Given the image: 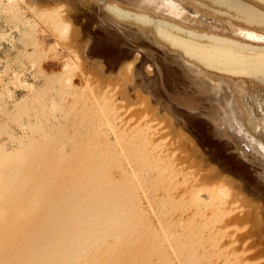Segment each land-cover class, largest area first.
<instances>
[{
  "label": "rangeland",
  "instance_id": "374dc122",
  "mask_svg": "<svg viewBox=\"0 0 264 264\" xmlns=\"http://www.w3.org/2000/svg\"><path fill=\"white\" fill-rule=\"evenodd\" d=\"M255 1L0 0V264H264Z\"/></svg>",
  "mask_w": 264,
  "mask_h": 264
},
{
  "label": "bare ground",
  "instance_id": "6f19581e",
  "mask_svg": "<svg viewBox=\"0 0 264 264\" xmlns=\"http://www.w3.org/2000/svg\"><path fill=\"white\" fill-rule=\"evenodd\" d=\"M251 1L256 3L255 0H251ZM139 2H140V0H139ZM148 4H150V3H148ZM237 4H239V3L237 2ZM263 5H261V6H262V10L264 12V6ZM245 7H243V8H245ZM248 8H251V7H248ZM249 10L251 13H253V14L255 13V17H257V18L260 17V16L256 15L257 13L254 10H252V9H249ZM253 14H251V15H253ZM262 15L264 16V14H262ZM262 19L264 20V17ZM262 30H264V29H262ZM262 33H264V31H262ZM198 41H196L195 39H191L189 41H186L187 47L181 46L182 50H184L187 54H189L190 57L193 56L192 58L196 59L197 62L200 65H202V67L211 69L213 71L221 72L224 74L227 73L230 75H237V76H242L244 78H249V82L253 83V85L255 86L253 88H250L252 90L251 93L255 97V98L253 97L251 99H254L257 102V104H258L257 107H260L259 110H261L262 109L261 106L264 107V52L262 53L261 51H258V52H256V54L247 53L246 55H244L243 52L248 51V47L234 45L235 48H232L231 47L233 45L232 43H230V42L228 43L227 41H222V40H218L220 42L211 41V42H207V43H206L207 40L205 42H202L200 40L199 44H197ZM231 42H233V41H231ZM235 43H236V41H235ZM229 44H232V45L229 46ZM258 88H260V89H258ZM238 110H239V108H238ZM262 110H264V109H262ZM251 116H252L251 114H248V117H251ZM262 123H264V121ZM254 124L256 125V122L250 123V121H248L244 124V126L253 127ZM32 262H33V260H32ZM32 262L30 260V263H32Z\"/></svg>",
  "mask_w": 264,
  "mask_h": 264
},
{
  "label": "clouds",
  "instance_id": "9594fccd",
  "mask_svg": "<svg viewBox=\"0 0 264 264\" xmlns=\"http://www.w3.org/2000/svg\"><path fill=\"white\" fill-rule=\"evenodd\" d=\"M110 5H106L105 6V11L110 14L111 16H113L116 20L118 21H124V20H127L128 18H121V17H117V16H114L113 13L111 12L110 10ZM138 23H140V21H137Z\"/></svg>",
  "mask_w": 264,
  "mask_h": 264
}]
</instances>
